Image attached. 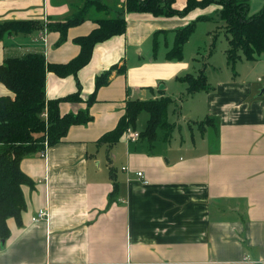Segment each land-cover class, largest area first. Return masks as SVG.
Listing matches in <instances>:
<instances>
[{
    "label": "crops",
    "instance_id": "0c3cea01",
    "mask_svg": "<svg viewBox=\"0 0 264 264\" xmlns=\"http://www.w3.org/2000/svg\"><path fill=\"white\" fill-rule=\"evenodd\" d=\"M89 1L97 6L83 22L64 32L48 28L64 25ZM127 1L0 0V23L43 25L6 33L0 65L41 53L47 64L67 66L82 52L77 40L99 29L98 20L126 21L125 33L98 43L77 73H47V100L58 102L61 116L86 112L91 120L22 160L32 186H22L21 223L9 218L8 236L0 235V264H264V56L243 58L238 74L207 73L208 55L185 62L192 34L182 59H170L178 31L210 24L222 6L156 16L129 12ZM249 3L251 16L264 8V0ZM186 6L187 0H175L171 7ZM213 29L207 26L208 34ZM202 71L207 91L180 101L187 86L179 78ZM102 75L107 83L98 86ZM7 96L14 93L0 82V97ZM162 97L177 101L168 113L175 125L170 140L163 132L154 143L131 140L128 132L146 129L137 123L114 145L100 142L118 127L128 102ZM42 117L48 121L47 111ZM40 212L47 216L35 221Z\"/></svg>",
    "mask_w": 264,
    "mask_h": 264
},
{
    "label": "trees",
    "instance_id": "16d2710c",
    "mask_svg": "<svg viewBox=\"0 0 264 264\" xmlns=\"http://www.w3.org/2000/svg\"><path fill=\"white\" fill-rule=\"evenodd\" d=\"M138 1H127L129 12H151L156 16L187 15L197 8H206L215 3L221 5L219 15L227 31L229 48L226 55L229 66L234 69L243 58L256 62L264 56V8L251 16L249 0H187V6L182 12L172 9L175 0H167L165 7L159 0H145L141 4ZM93 6H97L96 1H89L77 16L68 19L64 25L47 26L49 29L64 32L68 27L83 22L88 10ZM98 22L99 29L77 40L82 46V52L67 66L49 65L45 55L41 53L10 58L0 65V82L14 93V98L0 97V235L2 238H6L9 234L7 227L9 218L14 217L21 223V214L26 208L22 186H32V180L21 169L22 160L34 152L44 151L47 145L59 143L72 125L85 124L91 120L86 112L61 116L58 102L47 100L46 78L49 71L59 74L63 71L77 73L89 63L93 49L98 43L115 35L124 34L126 31V21L120 17L104 18ZM37 23H0V39L14 30L31 33L41 29L43 25ZM196 24L193 22L178 31L175 45L168 53L170 59H182L184 45L194 33ZM107 75L109 74L105 76ZM102 78L103 75L97 80L98 86L107 83L103 82ZM179 80L187 86V91L181 96L180 101L208 89L204 71L197 76L188 74ZM176 104V99L171 97L130 101L127 104L126 115L121 119L118 127L105 135L100 142H110L114 145L130 129H135L142 112L148 113L149 119L140 137L154 143L159 138V132H163L162 139L168 141L175 128V125L168 121V113L170 107ZM45 111L48 113L47 122L42 117ZM199 125L204 124L201 122Z\"/></svg>",
    "mask_w": 264,
    "mask_h": 264
},
{
    "label": "rangeland",
    "instance_id": "374dc122",
    "mask_svg": "<svg viewBox=\"0 0 264 264\" xmlns=\"http://www.w3.org/2000/svg\"><path fill=\"white\" fill-rule=\"evenodd\" d=\"M207 24L204 23L203 21H198L197 27H196L193 35L191 36L192 38L190 37L191 40L188 44L189 47H187L188 51H187L185 62L186 63L187 62L190 63V62H194V61L196 62L197 59L201 60L202 57L205 58L208 55L209 56V58H208L209 65L207 68V73L209 71H211V72H217L218 74H221L222 70L223 71H225V70L231 71L232 68L229 66L227 59L225 57L226 49L228 48V45H229L228 39L225 36V33L227 35V31H226L225 27H224V30L221 28H218L220 26L221 27L224 26V24H222V20L220 18V15L219 14H217V15L213 14V18L210 22V24H212V26H214L213 32H215V31L219 32L216 41H214V39H213L214 38L212 36L213 32L211 34L210 33L208 34L207 26H209L210 24H209V22ZM209 37H210L211 42L209 40ZM212 54H213V56H211ZM212 57H214V58H212ZM213 60H215V62L218 63L216 65L217 68H215V69L213 67L214 65L211 63V61H213ZM204 62H205V60L201 61L200 66H202L204 64ZM240 64H239V66H240ZM197 67H199L198 63L196 65V68ZM261 69H264V67ZM259 70H260V67H257V72ZM196 71L198 72V70H196ZM233 72H234V74H238V70L236 67L234 68ZM207 73H206V75H207ZM148 119H149L148 113L142 112L138 117L137 123H139L138 124L139 126L141 125V123L143 125H146L148 122ZM174 136L177 137V139H178L179 138V132L176 131Z\"/></svg>",
    "mask_w": 264,
    "mask_h": 264
},
{
    "label": "built area",
    "instance_id": "2783aa9c",
    "mask_svg": "<svg viewBox=\"0 0 264 264\" xmlns=\"http://www.w3.org/2000/svg\"><path fill=\"white\" fill-rule=\"evenodd\" d=\"M45 116H46V115H45ZM128 136H129V138H130L131 140H139V138H140V134L137 133V132H131V131H130V132H128ZM44 155H45V154H43V156H44ZM137 175H138L139 178L144 179V182H145L146 184L149 183V181L146 180L145 175H144L143 172H139ZM46 216H47V213H46V212H40L39 215H38V217H35L34 220L36 221V220H38V219H43V218H45Z\"/></svg>",
    "mask_w": 264,
    "mask_h": 264
},
{
    "label": "water",
    "instance_id": "95a60500",
    "mask_svg": "<svg viewBox=\"0 0 264 264\" xmlns=\"http://www.w3.org/2000/svg\"><path fill=\"white\" fill-rule=\"evenodd\" d=\"M262 94H264V88H263V90H262V92H261Z\"/></svg>",
    "mask_w": 264,
    "mask_h": 264
}]
</instances>
